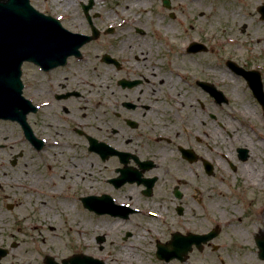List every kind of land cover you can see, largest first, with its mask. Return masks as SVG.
I'll return each mask as SVG.
<instances>
[{
  "label": "rangeland",
  "instance_id": "rangeland-1",
  "mask_svg": "<svg viewBox=\"0 0 264 264\" xmlns=\"http://www.w3.org/2000/svg\"><path fill=\"white\" fill-rule=\"evenodd\" d=\"M71 3V11L74 8L77 9V6L72 1ZM32 4L40 10L50 9V5L43 4L40 0H34ZM262 4H264V0H202L197 4L186 0L182 4H173V10L176 14L174 20L169 18V11L162 7L159 0H150L143 4H122L119 6L101 4L97 5V9L108 8L112 16V10H114V13H120L121 9L128 8L130 15L121 14L117 19L111 17L105 20V23H113L116 28H120V26L116 25L115 22L122 24L126 22L123 30L117 31L115 35L106 36L105 42L114 43L120 47V41L125 37L127 41V35H131L136 40L132 41V43H126L125 41L122 43L123 45L121 44L124 60L128 62L135 55L138 58L137 63L140 65H143V60L140 58L141 52H146L142 56L147 57L148 61L149 59L154 61L156 59L157 50L153 42V33L156 30V17L163 20L161 22L165 27L169 23L172 24L169 29L175 34V41H172L169 47L171 51L177 54L176 61L184 68V73L187 76L185 83L181 85L183 93L187 91L190 99L194 101L193 107L190 109L191 116H198V119L204 120L206 122V131H210L213 122L208 117V112L210 110L214 112L211 108V106L214 107V104L204 93L202 94L196 85H193L197 78L214 84L227 98V102L219 107V120L222 123L221 150L223 154L231 158L236 146H247V144H251V140H256L253 134L254 131H252L253 126L246 120L247 115L254 112L260 113L258 116H261V110L242 78L237 77L233 73L234 85L232 87L229 86L223 75L224 70L227 69L225 60H233L241 66L259 70L262 74L264 85V21L260 19L257 11V8ZM53 6L57 12L66 10L65 6L60 3L53 4ZM157 13L159 16H157ZM123 17L126 20H119ZM136 28L142 29L144 31L143 35L136 34L134 32ZM224 31L226 34L229 32L232 36L231 44H228ZM258 38L261 41L256 43ZM191 39L203 42L207 50L196 54H188L186 45ZM146 43L152 44L151 47ZM171 45L175 47L172 48ZM106 51V49L101 51V48H99L98 51L91 53L93 55H91L85 70V77L90 83L87 93L93 92V97L95 98L96 95L97 98H101L99 93L106 94L109 90L113 91V98L117 97L115 83L117 73L113 68L103 65L100 61V56ZM161 56L162 54L159 52V57ZM170 62H172V55L170 56ZM164 63L165 61L162 62V65ZM144 65L147 66L146 63ZM126 66L129 68V63ZM156 72L157 69H155L154 73ZM167 74H169V69ZM169 76L171 75L169 74ZM91 83H93V86ZM195 98L202 100L201 102H203L205 107L204 113L198 110L199 107L194 100ZM114 101L116 100L114 99L111 102L112 105ZM79 108L71 114L78 122L87 123L90 121L93 122V127L96 129L105 130L107 128L100 122L99 113L95 116V112L92 113L93 110L90 106L84 112L80 111ZM238 110L240 112L248 110V113H239ZM84 114L86 117H83ZM65 121L66 118L62 115L56 118L47 117L42 119V125L50 124L54 131L57 132H49L44 126L48 133V140H55L59 143L60 141H66L68 144L65 147L54 150L49 148L48 142V146L37 153L32 151L26 143H21L20 139L17 138V141L20 142L19 146H14L7 152L0 150V182L2 184L0 189V215L2 222L0 225V247L10 248L12 242L17 244L14 249L10 248L11 256L5 258L3 261L5 264L6 262L10 264H42V258L47 254L60 261L64 257L73 255L72 252L86 251L83 245L76 246L74 244L76 238L70 236L71 232L68 229L61 236H55L50 231L44 232L41 230L37 232L30 227H24L22 225L23 221L19 222L21 215L23 213L26 214L22 209L23 207L27 211L36 209L35 203L26 200L22 189L15 188L16 186L12 182L13 180L19 181L21 177L25 176L28 168L33 165V160L38 168L43 169V160L59 159L63 165H67L68 162L72 166L73 164L78 165L79 168H76V170L72 169L74 173H91L90 176L86 175L85 181L76 180L75 178L76 184L69 190V192L75 194L74 198L77 208L84 209L82 198L91 195H101L100 193L88 194L89 192L111 190L105 184V179L114 176L112 169L116 166V163L114 161L106 164L101 163L95 155L87 153L83 139L73 133V128L80 129V126L74 125L75 121L71 123H66ZM12 127L11 125L0 124V143L12 144L11 140L20 134L16 127ZM111 127L108 128L110 129ZM70 141H76L75 145L70 143ZM249 141L250 143H248ZM246 142L247 144H245ZM68 146L70 149L67 148ZM18 150L23 152V157L17 166L12 167L10 165L11 155ZM60 152L62 156H59ZM51 154L54 155L50 157ZM216 158L213 160L216 161ZM221 159L222 169L224 170H219L222 171V176L216 175V177L211 178L213 181L209 179L211 182H206L207 191L210 189L209 185L214 184V189L211 188L212 190H209L208 193L212 196L214 195L213 197L217 200V208L213 213L216 215L220 226V234L210 241L211 246L205 245L200 252L194 249L183 263L177 261L162 263L153 256L151 242L148 239L139 238L144 233L142 225L136 228L134 238L122 244L119 237L127 229L133 231V225L124 226L113 219H107L104 216L99 217L88 212V218L86 219L88 233L84 239L86 240L87 238L86 242L90 243L89 250L94 253L98 252V245L94 238L107 234L112 241L110 248L113 256L111 258L118 257L130 264H264L257 256L258 250L254 242L256 234L259 232L264 234V177L261 178L262 172L261 170L250 171L247 164L243 168L238 166L239 170L233 174L225 166L226 160L222 156ZM89 164H93V166H89ZM219 164L221 165V161ZM80 168H83L82 171H80ZM62 191L66 192L67 190L64 188ZM118 193L119 196L126 195L121 190ZM27 202L29 203L28 206L26 205ZM9 204L11 205L10 209L7 208ZM32 212L28 214L30 216L37 214V212ZM202 226L204 227H189L192 232L199 234H202V231L205 232L214 228L213 224L202 223ZM169 227L178 229L179 225L171 220ZM181 227L183 230L184 226ZM146 237L149 238L150 235L147 234ZM81 240H83V237ZM130 245L133 248H130ZM90 251L89 253H91Z\"/></svg>",
  "mask_w": 264,
  "mask_h": 264
},
{
  "label": "flooded vegetation",
  "instance_id": "flooded-vegetation-1",
  "mask_svg": "<svg viewBox=\"0 0 264 264\" xmlns=\"http://www.w3.org/2000/svg\"><path fill=\"white\" fill-rule=\"evenodd\" d=\"M40 1L43 4L50 5L49 10L45 8L42 11L47 15L58 18L63 27L71 33L90 37L93 34L92 28H94L96 29V35L93 37L94 39L81 47L78 57L68 58L66 64L62 67L48 72L42 71L31 64L25 67L23 71V95L36 108L35 111H31L27 116V122L33 137L37 141H42L41 147L37 149L33 141L26 138L18 124L0 121V124L11 125L13 126L12 128L16 127L20 132L17 137L11 140L12 144L0 143V150L7 152L12 147L19 146L20 142L26 143L35 152H41L49 144L57 145L58 148L56 149L65 147L68 144L66 141H60L59 143L55 140H48V133L44 126L49 132L57 133L52 125H42V119L47 117L56 118L62 115L66 118V123L75 121L74 125L80 126V129L73 128V133L83 139L87 153L95 155L101 163L106 164L110 161L116 163V166L112 169L114 176L105 179V184L111 190H101V194L110 195L116 204L125 205L131 209V211L123 212L120 216H111L108 213L103 214L105 218L113 219L118 224L124 226L133 225V231L127 229L119 237L122 244L134 238L136 228L142 225L144 233L139 238L148 239L151 242L153 246L151 251L156 258V247L159 244L171 242L175 234L183 237L189 234L202 235L210 231H202V234H199L192 232L189 226L203 228L202 223H207L213 224V227H219L217 217L213 213L217 208V200L213 197L214 195L212 196L208 193L209 190L214 189V184L209 185L210 189L207 191L206 182L213 181L211 178L216 177V175L222 176V171L219 169L224 170L222 169L221 159L222 123L219 120V107L222 104L215 101L213 93H209L200 86L199 80L196 79L194 81V84L201 90L202 94L204 93L214 104V107L211 106L214 112H211V110L208 112V117L213 122V126L207 132L205 129L206 122L198 119V116H191L190 109L193 107L194 101L190 99L188 92L185 91L183 93V87H181L173 94L170 91L171 87L163 83L164 78L170 77L169 74L171 75L172 73L168 63L165 62L162 66H157L154 64V60L149 59L148 61L147 57L142 55L140 56L143 60L142 64L146 63L149 67L138 64V58L135 55L127 62L124 60L123 50L121 49V44L126 41V37L120 41V47L114 43L105 42L106 36L117 34V31L123 30L126 24V22L123 24L115 22L116 25L120 26V28H116L113 23H105V20L111 17L117 19L121 14L130 15V13H128V8H124L123 10L121 9L120 13H114V10H112L111 16L110 9L98 10L97 5L143 4L150 0ZM71 1L77 6V9L74 8L72 11ZM159 1L164 8L163 2L165 0ZM166 1L168 8L164 9L169 11V18L173 20L176 17L173 4H182L186 0ZM188 1L197 4L202 0ZM59 3L65 6L66 10L57 12L53 4ZM89 4H91L90 11L84 12V7ZM143 10L145 11V9ZM119 20H126V18L123 17ZM134 32L138 35H143L144 33L142 29L138 28ZM127 36L128 40H130L129 43L136 40L131 35V39L129 35ZM126 43L128 42L126 41ZM99 48H101V51L106 49L108 52L106 51L104 54L114 60V63L105 65L113 68L117 73L115 82L117 87L116 98H113V91L110 90L106 94L102 93L103 95L99 93L101 98H97V95L96 98L93 97V92L87 93L90 83L85 77V70L91 55H93L91 53L98 51ZM127 63H129V68L126 66ZM242 68L245 70L250 69L246 66H242ZM155 69H157L156 73H154ZM168 69L169 74H167ZM161 70L163 71L161 72ZM159 74L163 77L160 83L157 82ZM186 78L187 76H185ZM185 79L180 84L183 85ZM205 83L211 84L217 89L214 84ZM91 85L93 86L92 83ZM114 99L116 101L112 105L111 102ZM194 100L197 102L198 110L204 113L205 107L203 102H201L202 100L196 98ZM89 106L93 110L92 113L95 112V116L99 113L100 122L107 127V130L96 129L93 127V122L82 123V121L78 122L72 117L71 114L77 108L80 107L79 110L84 112ZM238 112L248 113V110L243 112L238 110ZM259 114L254 112L247 115L246 120L253 126L252 131H254L253 134L256 140H251L250 145L246 142L247 146H236L231 157L232 161L226 160L225 162V166L233 174L239 170L238 166L243 168L248 164L250 171L261 170V178L264 177V120L262 115L258 116ZM83 117H86L85 114ZM108 127L111 128L109 129ZM17 138L20 139V142L17 141ZM70 143L74 144L76 141H70ZM94 144L107 145L112 147L117 153L109 156V148L105 147L104 149L103 147V154L107 157L102 159L100 154L94 151ZM67 148L70 149L69 146ZM239 148L247 150L245 162L240 160ZM59 156H62L61 152ZM22 157L23 152L18 150L11 155L10 165L12 167L17 166ZM215 157H217L216 161L213 160ZM93 164H89V166H93ZM207 164H209V168ZM71 167L74 170L79 168L76 164L71 165ZM82 169L80 168V171ZM75 174L80 177L81 181H85L86 175H91L90 172ZM118 176H121L122 183L119 181L116 184L120 185L116 186L110 180ZM120 190L126 195L119 196L118 191ZM171 220L179 225L178 229L169 227ZM181 226H184V231ZM147 234L150 235L149 238L146 237ZM94 240L98 245V252H91L89 243V246L84 247L86 251L72 253H84L95 256L103 261L104 264H130L118 257L111 258L113 256L110 248L112 241L107 234H104L101 238L97 236ZM206 245L211 246L210 242ZM202 250L197 251L200 252ZM10 253L6 251L5 255L0 259V264H5L3 261L11 256ZM189 254L184 257L185 259L182 262L179 259H171V261L183 263L188 259ZM159 262L166 263L163 261ZM6 264L10 263L6 262ZM42 264H45L44 260H42Z\"/></svg>",
  "mask_w": 264,
  "mask_h": 264
},
{
  "label": "water",
  "instance_id": "water-1",
  "mask_svg": "<svg viewBox=\"0 0 264 264\" xmlns=\"http://www.w3.org/2000/svg\"><path fill=\"white\" fill-rule=\"evenodd\" d=\"M261 12L264 14V9ZM82 44L77 36L64 31L56 20L35 11L28 0H0V117L24 120V113L18 108L22 100L19 78L23 61L49 69L63 64ZM245 77L264 105L258 75L251 72ZM91 201L88 199L85 203L91 205ZM93 208L102 213L101 205L93 204ZM256 244L259 257L264 260V237L257 238Z\"/></svg>",
  "mask_w": 264,
  "mask_h": 264
},
{
  "label": "bare ground",
  "instance_id": "bare-ground-1",
  "mask_svg": "<svg viewBox=\"0 0 264 264\" xmlns=\"http://www.w3.org/2000/svg\"><path fill=\"white\" fill-rule=\"evenodd\" d=\"M157 16H159L158 13ZM161 21L163 20L156 17V30L153 33V42L156 46L157 51H155L157 55L154 64L161 66L163 61L168 63V67L171 69L172 73L170 77L164 78L165 80L163 83L168 84V86L171 87L170 91L175 94L177 90L182 87L180 82H184L185 73L184 68L176 61L178 57L177 54L171 51L169 47L170 43L175 41V34L169 29L172 27V24L169 23L165 27ZM224 34H226L225 31ZM226 37L228 44H231L232 36L229 32L226 34ZM260 41V38L256 39V43H259ZM127 42L129 43L130 40H127ZM146 44L150 47L152 45L150 43ZM159 52L162 54L161 57H159ZM140 54L144 55L146 52L144 51ZM171 55L172 62H170ZM189 61H191V59H189ZM223 75L229 83V86L232 87L234 85L232 71L227 68L224 70ZM158 77L157 82L160 83L161 80H163V77L160 74ZM51 148L56 150L58 147L54 144ZM52 155L54 154H51L50 157H52ZM34 162L35 161L33 160V165L28 168L25 176L21 178L19 177L21 180L12 181L16 188L19 187L22 189L26 200L34 202L36 207V209H30L28 211L23 207L22 210L26 212V214L23 213L21 215L19 222L23 221L22 225L24 227H30L37 232H40L41 230L44 232L50 231L55 236H61V234L68 229V231L71 232L70 236L76 238V242H74L76 246H80L82 241H84V246H89V242H86L87 238L86 240L84 239L88 233V227L86 225L88 211L77 208V203L74 198L75 194L69 191L63 194L62 191V189L66 187H74L79 176L72 171L69 162L67 165H63L62 162L60 163L59 159L43 160V169L38 168ZM26 205L28 206L29 203L27 202ZM32 211L37 212V214L30 216L28 213ZM1 224L0 215V225ZM82 237L83 240H81Z\"/></svg>",
  "mask_w": 264,
  "mask_h": 264
}]
</instances>
